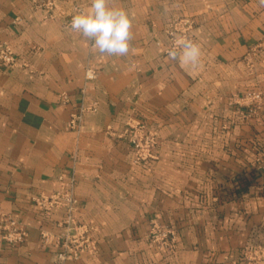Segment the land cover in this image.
<instances>
[{"label":"crops","instance_id":"1","mask_svg":"<svg viewBox=\"0 0 264 264\" xmlns=\"http://www.w3.org/2000/svg\"><path fill=\"white\" fill-rule=\"evenodd\" d=\"M89 3L60 2L46 19L28 0H0V42L16 58L0 62V215L26 231L17 246L0 237V264H56L39 231L56 232L63 213L44 214L30 198L69 177L74 218L93 229L95 253L64 264H251L244 249L264 236V180L249 140L264 137V103L249 114L245 96L264 100V51L249 56L264 37V4L113 0L128 11L133 39L127 56L110 57L66 23ZM177 18L194 26L196 67L167 56ZM93 102L70 128V115ZM136 123L158 138L156 158L140 165L121 136ZM152 222L177 233L171 248L150 243Z\"/></svg>","mask_w":264,"mask_h":264},{"label":"built area","instance_id":"2","mask_svg":"<svg viewBox=\"0 0 264 264\" xmlns=\"http://www.w3.org/2000/svg\"><path fill=\"white\" fill-rule=\"evenodd\" d=\"M70 1L28 0V3L33 9L41 10L44 18L52 19L54 18V12L58 8V4ZM81 10L80 8H74V12L66 20L68 26L71 17ZM193 29L194 26L191 21L179 18L174 19L166 30L167 34L172 37V47L180 38L187 37L191 39ZM175 34L178 37H174ZM257 50H264V38L253 46L249 52V56L254 55ZM0 62L6 65H14L16 63V58L10 47L6 43L1 42ZM95 77L94 70L89 68L85 70V80L90 81L95 79ZM245 97L249 101V114L255 112L254 104L260 107L264 103L261 92L248 93ZM95 110V102L87 106L81 105L76 113L70 115V128L77 129L81 123L82 116ZM121 136L125 137L132 146L134 150V162L136 164H145L156 158L155 151L158 146V139L152 131L147 130L141 123L127 125ZM258 170L264 178V163L258 166ZM30 202L44 214H50L55 211L63 213L62 219L55 224L56 232L48 229H41L39 231L40 243L56 248V264H64L68 260H76L82 253H95V241L91 237L93 229L84 223L77 222L74 218L78 201L74 195L73 177H69L63 181L59 189L54 192L33 195L30 198ZM0 237L9 246H17L26 238V231L10 215L2 214L0 215ZM150 241L158 249L168 248L174 242V231L161 229L153 222L150 229Z\"/></svg>","mask_w":264,"mask_h":264},{"label":"clouds","instance_id":"3","mask_svg":"<svg viewBox=\"0 0 264 264\" xmlns=\"http://www.w3.org/2000/svg\"><path fill=\"white\" fill-rule=\"evenodd\" d=\"M264 4V0H261ZM69 28L91 42L93 51L101 55L123 57L130 50L133 24L126 9L116 7L113 0H90L88 7L71 17ZM170 60L196 67L200 63L201 48L184 37L167 51Z\"/></svg>","mask_w":264,"mask_h":264},{"label":"rangeland","instance_id":"4","mask_svg":"<svg viewBox=\"0 0 264 264\" xmlns=\"http://www.w3.org/2000/svg\"><path fill=\"white\" fill-rule=\"evenodd\" d=\"M264 38V37H263ZM261 41V40H260ZM259 41V42H260ZM262 50H257L255 51V54L252 55L250 58L256 56V54H258V52H260ZM264 51V50H263ZM251 64V63H250ZM252 65V64H251ZM158 139V138H157ZM254 172L258 173L259 176H261V178L264 180V178L262 177L260 171L258 170V166L260 164H263L264 163V160H259V159H255L254 160ZM156 223L161 229H165V230H172L174 231L173 229H170V228H167V227H162L160 226V224H158L157 222H154ZM153 224V222H152ZM151 224V226H152ZM151 229V228H150ZM149 241H150V231H149ZM176 238H177V233L174 231V242L171 243L172 245L176 242ZM257 238V237H256ZM151 243V241H150ZM170 244V246L168 248H163V249H160V250H166V249H169L172 247V245ZM246 248L244 249V257L246 256L247 260L249 261V263L253 264V262H256L257 258L259 257L260 261L261 262H264V236L262 238H257V240L251 242L249 245H246L245 246ZM264 264V263H263Z\"/></svg>","mask_w":264,"mask_h":264},{"label":"trees","instance_id":"5","mask_svg":"<svg viewBox=\"0 0 264 264\" xmlns=\"http://www.w3.org/2000/svg\"><path fill=\"white\" fill-rule=\"evenodd\" d=\"M264 137L256 136L255 134L252 135V137L249 140V144L251 145V148L253 150V159H252V165H253V170H254V160L257 158L259 160H264ZM252 170V171H253ZM254 172V171H253ZM251 175V173H250ZM253 175V174H252ZM245 187V182H241L240 188L243 189Z\"/></svg>","mask_w":264,"mask_h":264}]
</instances>
